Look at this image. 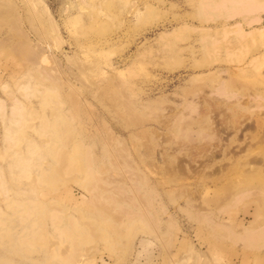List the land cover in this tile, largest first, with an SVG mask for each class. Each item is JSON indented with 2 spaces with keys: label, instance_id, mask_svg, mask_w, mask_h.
Masks as SVG:
<instances>
[{
  "label": "rangeland",
  "instance_id": "374dc122",
  "mask_svg": "<svg viewBox=\"0 0 264 264\" xmlns=\"http://www.w3.org/2000/svg\"><path fill=\"white\" fill-rule=\"evenodd\" d=\"M35 1L0 0V264H264V35L224 32L241 16L215 0ZM60 117L81 169L44 155L41 122ZM31 146L48 182L10 166Z\"/></svg>",
  "mask_w": 264,
  "mask_h": 264
},
{
  "label": "bare ground",
  "instance_id": "6f19581e",
  "mask_svg": "<svg viewBox=\"0 0 264 264\" xmlns=\"http://www.w3.org/2000/svg\"><path fill=\"white\" fill-rule=\"evenodd\" d=\"M34 4V0L32 5ZM35 4H40L42 5V11L46 12L47 14H49L50 16H52L51 12H50V8L47 5V3L44 0H36ZM206 6L208 8L211 7V9L216 8L219 12H222L227 18H235L236 15H240L241 18H236L234 19V21H225L222 20V27L224 28V32L225 31H234L236 32L242 39L245 40V38L247 37H251L252 42H254L255 40H259L262 38V36L264 35V26H255V22H259L261 20L260 18V14L256 13L260 8L263 7L262 4H260V1L258 2V0H215V1H209L207 2ZM218 12V13H219ZM224 16V17H225ZM233 20V19H232ZM252 24V25H251ZM250 25V30L246 31L245 30V26ZM229 28V30H228ZM248 38V39H249ZM264 38V36H263ZM262 38V39H263ZM232 43V42H231ZM261 46L264 47V39L261 43ZM40 54H38L36 56L39 57ZM41 57V56H40ZM39 57V59H40ZM262 61L264 60V52L259 51L257 54H255L254 56H252V58L250 59L249 63L252 62H257V61ZM258 63V62H257ZM262 63V62H261ZM260 64V63H258ZM263 64V63H262ZM241 68V67H240ZM224 83V82H222ZM217 93H222L225 92V86L223 88V84L220 85L217 84ZM220 85V86H219ZM21 88L24 91V94L27 95L28 94V88L29 85H23L21 86ZM225 94V93H224ZM221 96V95H220ZM227 97V96H226ZM0 109H2V105L0 104ZM4 115V114H3ZM10 122H13L15 124H25L26 123V119L24 117V106L21 104H17L14 103V106L11 109V119ZM61 123H67L66 119H64V117H60L57 121H50L48 118H45L42 120L41 122V132L42 134H47V141L48 144L51 143L50 145H48V148L46 150V154L44 155H51L53 157H56L59 161H66L70 163V166L75 167L76 169H81L80 167L87 164L88 162H83V161H71V156H69L67 153H64L63 151H61V146L66 145V142L68 141V135L70 134V132L72 133V129L71 128H59V125ZM5 137L6 139L10 140L11 142H15V138L12 135L11 129L9 127V124L5 125ZM70 137V136H69ZM60 146V148H59ZM38 147H29V152L31 155H29L28 157H24V156H20L19 154L17 155L18 157L16 158V160H14L10 166L12 168L18 166V165H36L37 169H38V178L40 179V181L42 182H48L47 181V168L45 167V164L47 165L46 162H43L41 160H36L35 157L37 155H39V152L37 150ZM42 159H44L43 155H41ZM90 159V157H88ZM82 160V159H81ZM91 160V159H90ZM88 160V161H90ZM48 162V161H47ZM85 163V164H83ZM2 177L1 174V170H0V179ZM1 183V181H0ZM10 189L5 187L3 189V191L6 193L8 192ZM27 190H22L21 188H17L15 190V193H22L25 194ZM85 192H89L90 191L87 188H84ZM28 199V200H27ZM27 206L28 208H31L32 205H36V203H34V199L27 197ZM12 205L14 204H18V198L17 197H13L12 201H11ZM1 208V207H0ZM73 217H75L74 215H72ZM69 219V222L67 221L65 224L59 225V223L61 222V216L59 215L58 212H53L52 217H51V221L52 224L54 225V228L59 231V233L64 237H68L71 238L75 243H73V248H76V244L80 245L81 242L83 241H87L88 237H89V230L88 227L85 225L84 223H81V218L80 221L78 220L77 217ZM85 218V217H82ZM2 218L0 217V229H1V224L2 222ZM2 222V223H1ZM37 222V221H35ZM45 231V230H44ZM11 232V231H10ZM7 234L9 233V229L7 230ZM36 234V233H35ZM42 235H44V240H46V233H42ZM259 235H263L264 236V228L263 230L257 234L255 237L259 236ZM26 236L25 238L30 241L32 236Z\"/></svg>",
  "mask_w": 264,
  "mask_h": 264
}]
</instances>
